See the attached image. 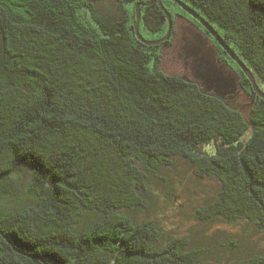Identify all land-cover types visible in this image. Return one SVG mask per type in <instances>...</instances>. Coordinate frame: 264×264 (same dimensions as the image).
<instances>
[{
  "label": "trees",
  "instance_id": "obj_1",
  "mask_svg": "<svg viewBox=\"0 0 264 264\" xmlns=\"http://www.w3.org/2000/svg\"><path fill=\"white\" fill-rule=\"evenodd\" d=\"M124 1L137 3L0 0V264H216L127 214L174 157L218 181L202 220L264 235V98L239 70L253 102L244 117L225 91L234 85L162 71L161 44L138 40ZM182 1L264 92V0ZM141 24L164 30L158 4L140 6ZM85 210L100 216L79 229ZM232 264H264V253Z\"/></svg>",
  "mask_w": 264,
  "mask_h": 264
},
{
  "label": "rangeland",
  "instance_id": "obj_2",
  "mask_svg": "<svg viewBox=\"0 0 264 264\" xmlns=\"http://www.w3.org/2000/svg\"><path fill=\"white\" fill-rule=\"evenodd\" d=\"M124 3L133 10L135 4L132 1H124ZM164 4L172 13L173 9L169 8L172 5L171 2L164 1ZM176 9L182 11L177 6ZM167 26L166 20V26H163L165 32ZM164 30L152 31L146 29L143 24L140 26L141 35L148 41L162 37ZM177 39L178 42L174 39L172 45L155 47L157 52H162L160 69L168 74L192 79L194 76L190 68L185 69L184 67L185 56L181 55L178 50L180 43L190 44L191 38L186 31L183 35L179 34ZM206 54L212 62V58L208 53ZM225 58L233 64L228 57ZM213 66L220 70L217 75L214 74L216 70L206 67L205 64L200 68L208 78L212 76L222 85L233 87V81L225 69ZM225 91L231 99L232 106L246 117L253 103L247 91L238 87L229 91L225 89ZM249 134L248 130L243 138ZM146 189L147 191L140 195L139 201L127 211V214L131 215L136 222L142 219L154 220L162 233L161 244H166L172 237H187L189 247H202L205 250V259L216 264H232L250 253H264V235L244 220L236 223H222L201 219L202 215L199 211L209 207L213 201L218 190V181L213 177L198 173L196 166L187 160L174 157L172 165L163 166L159 168L156 175H150ZM99 216L95 210H85L78 228L88 227Z\"/></svg>",
  "mask_w": 264,
  "mask_h": 264
},
{
  "label": "flooded vegetation",
  "instance_id": "obj_3",
  "mask_svg": "<svg viewBox=\"0 0 264 264\" xmlns=\"http://www.w3.org/2000/svg\"><path fill=\"white\" fill-rule=\"evenodd\" d=\"M148 1L149 0H136V2ZM169 1L173 5L169 6L170 9H173V12H170L173 20V28L169 39L161 43V46L166 47L172 45L174 39H176V42H178L177 38L179 34L183 35V33L187 31L192 42L190 44H188V42H185L184 44L180 43L178 45V50L181 52V55L185 56V69L189 67L191 72L193 73L194 78H192L191 80H194L201 86L207 88L209 86H212L213 83L207 80L210 78L212 79V76L208 78L207 74H204L200 66L205 64L208 68L212 67L214 70H216L214 71V74L217 75L220 70L216 69V67L213 66L216 65L220 68L225 69V71L229 74L231 80L233 81V85L235 88L238 87L244 89V85H242L241 83V75L239 72V70L241 69L239 67L237 68L233 66L234 63L231 64L228 59L225 58L226 56L223 53V48L219 45L218 41L215 40V38L209 33V31L205 29V27L197 19H195L189 13L185 12L181 7L177 5V3L173 2L172 0ZM156 5V0H151L146 6H141L152 7V9L154 10V7ZM176 6L182 11L177 10ZM186 14H188L190 17ZM184 45L187 47H185ZM194 53H196V55H194ZM206 53H208V55L212 58V62ZM196 60L198 63L196 62ZM160 61L162 62V52ZM231 61L234 62L232 59Z\"/></svg>",
  "mask_w": 264,
  "mask_h": 264
},
{
  "label": "water",
  "instance_id": "obj_4",
  "mask_svg": "<svg viewBox=\"0 0 264 264\" xmlns=\"http://www.w3.org/2000/svg\"><path fill=\"white\" fill-rule=\"evenodd\" d=\"M151 0L148 2H137L135 5V23H134V32L135 36L138 38V40L145 44V45H159L165 41H167L171 35V31L173 28V20L171 14L165 9L163 6L161 0H156L158 6L160 9L164 12L165 18L168 22V26L166 29L165 34L158 38L157 40H146L139 32L138 25L140 21V6L141 5H147ZM173 2L177 3L179 7H181L185 12L189 13L191 16H193L195 19H197L204 27L209 31V33L215 38L216 41H218L219 45L223 48V50L226 52V54L239 66V68L243 71V73L248 78L249 82L251 83V87L256 95H258L261 98H264V92L257 86L256 81L254 79L253 74L251 71L246 67V65L243 63V61L234 53V51L222 40L221 36L218 34V32L215 30V28L208 23L204 18H202L199 14H197L189 5H187L182 0H172Z\"/></svg>",
  "mask_w": 264,
  "mask_h": 264
}]
</instances>
